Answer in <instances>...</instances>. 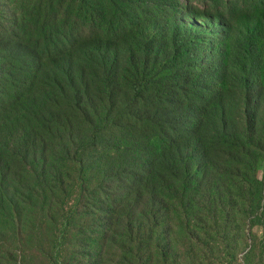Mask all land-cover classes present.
<instances>
[{
	"label": "trees",
	"instance_id": "16d2710c",
	"mask_svg": "<svg viewBox=\"0 0 264 264\" xmlns=\"http://www.w3.org/2000/svg\"><path fill=\"white\" fill-rule=\"evenodd\" d=\"M15 2L0 15L14 243L43 238L50 264H178L177 220L234 188L264 240V0Z\"/></svg>",
	"mask_w": 264,
	"mask_h": 264
},
{
	"label": "rangeland",
	"instance_id": "374dc122",
	"mask_svg": "<svg viewBox=\"0 0 264 264\" xmlns=\"http://www.w3.org/2000/svg\"><path fill=\"white\" fill-rule=\"evenodd\" d=\"M15 1L0 0V15L10 17ZM181 20L197 27H207L203 19L192 15ZM232 194L236 200L232 206H225L224 199H221L222 205L211 208L208 216L190 210L189 219L177 220L173 242L178 264H264L262 228L250 226L249 219L244 216L239 202L241 191L234 188ZM195 218L205 220V225H199ZM47 230L43 228L41 236L46 237ZM16 238L20 243L13 242L15 238L10 228L0 225V246L17 247L21 252L20 264H50L49 249L43 238L34 239V242L25 240L22 235ZM0 264H5L3 259Z\"/></svg>",
	"mask_w": 264,
	"mask_h": 264
}]
</instances>
